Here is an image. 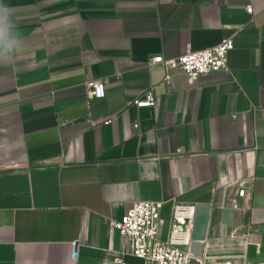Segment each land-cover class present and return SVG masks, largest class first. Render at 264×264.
<instances>
[{
  "label": "crops",
  "instance_id": "obj_1",
  "mask_svg": "<svg viewBox=\"0 0 264 264\" xmlns=\"http://www.w3.org/2000/svg\"><path fill=\"white\" fill-rule=\"evenodd\" d=\"M0 5L21 41L0 62V264H146L113 224L140 200L163 201L164 239L196 205L203 264H264V0ZM226 37L227 68L193 82L149 64Z\"/></svg>",
  "mask_w": 264,
  "mask_h": 264
},
{
  "label": "built area",
  "instance_id": "obj_2",
  "mask_svg": "<svg viewBox=\"0 0 264 264\" xmlns=\"http://www.w3.org/2000/svg\"><path fill=\"white\" fill-rule=\"evenodd\" d=\"M253 12L251 5L247 6ZM235 46L232 37L223 38L218 44L203 49H188L176 57H165L157 54L149 60L150 66L162 65L173 67L193 82L200 75L210 71L221 70L228 66V54ZM169 74L166 80L169 81ZM94 97L105 95V82L100 78L86 81ZM134 103L138 107L155 106L156 96L152 90H147L142 97H137ZM110 119L104 123H110ZM246 187L239 189L238 195L244 196ZM237 205L236 200L233 202ZM163 201L140 200L134 202L123 214L120 220L113 221L120 234L126 238L128 253L143 259L146 264H192L190 245L196 205L192 203H176L173 208V222L170 234L166 239L161 235V208ZM117 264H131L122 257H117ZM201 264L202 259H200ZM227 264H230L227 262Z\"/></svg>",
  "mask_w": 264,
  "mask_h": 264
},
{
  "label": "clouds",
  "instance_id": "obj_3",
  "mask_svg": "<svg viewBox=\"0 0 264 264\" xmlns=\"http://www.w3.org/2000/svg\"><path fill=\"white\" fill-rule=\"evenodd\" d=\"M14 28L7 8L0 5V62H6L19 48L21 41L18 34L13 32Z\"/></svg>",
  "mask_w": 264,
  "mask_h": 264
},
{
  "label": "water",
  "instance_id": "obj_4",
  "mask_svg": "<svg viewBox=\"0 0 264 264\" xmlns=\"http://www.w3.org/2000/svg\"><path fill=\"white\" fill-rule=\"evenodd\" d=\"M56 159L46 160V162H56ZM78 242L75 243L74 253H77ZM190 252L192 253V258L190 259L192 264H201L200 259L204 256V243L199 240H193L190 245Z\"/></svg>",
  "mask_w": 264,
  "mask_h": 264
}]
</instances>
